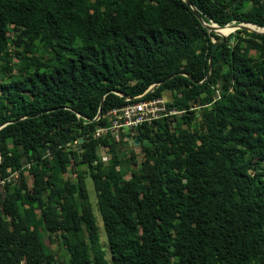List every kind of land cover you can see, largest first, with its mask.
Instances as JSON below:
<instances>
[{"label":"trees","instance_id":"16d2710c","mask_svg":"<svg viewBox=\"0 0 264 264\" xmlns=\"http://www.w3.org/2000/svg\"><path fill=\"white\" fill-rule=\"evenodd\" d=\"M190 1L264 26V0ZM164 89L178 112L118 133L129 166L95 128ZM0 264H264V33L184 0H0Z\"/></svg>","mask_w":264,"mask_h":264},{"label":"built area","instance_id":"2783aa9c","mask_svg":"<svg viewBox=\"0 0 264 264\" xmlns=\"http://www.w3.org/2000/svg\"><path fill=\"white\" fill-rule=\"evenodd\" d=\"M126 99L129 98L126 97ZM165 101L162 96L127 100L120 106L112 107L107 111L108 123L105 126H97L94 134L99 135L109 131L114 138H118L119 131L124 130V128L132 130L144 121L149 123L154 118L178 112L174 106H167Z\"/></svg>","mask_w":264,"mask_h":264},{"label":"rangeland","instance_id":"374dc122","mask_svg":"<svg viewBox=\"0 0 264 264\" xmlns=\"http://www.w3.org/2000/svg\"><path fill=\"white\" fill-rule=\"evenodd\" d=\"M230 23L234 24L235 22L231 21V22H229V24L224 26L225 30H226L224 32V34H227L228 32L235 29L232 25H230ZM240 23L247 24L246 22H242V21H240ZM247 25H248V27H251L250 23ZM231 27H233V28H232V30L229 31V29ZM251 28H253V27H251ZM161 96L163 98H165V100H169L171 98L170 91L167 89H164L162 91ZM125 130H127V129L124 128V131ZM115 139L117 140L116 141L117 142L116 143L117 156L120 158V160H123V159L126 160V162L129 166H137L139 161L142 159V152H141L139 146L137 145V143L132 142L131 139H129L126 136L125 137L123 136V139H124L123 143H121L117 138H115ZM130 150H133L132 156L130 155ZM97 157H98V160L102 164H104V163L109 161L110 153H108V151L106 150L105 147L100 146L97 149ZM132 160H134V162ZM86 184H87V188H88L89 198L92 202H94L95 194H94V190L92 188L91 182L88 179V176L86 177ZM93 211H94V214L96 217V222L98 225L100 240L103 242L104 241V235H103V230H102V226H101V221H100L99 215H98L95 207H93ZM45 242L48 244L50 251L53 252L57 258H61V259L65 258V251H64L63 247L61 246V244L59 243V240L57 239V237H55L54 235H51V236L46 235Z\"/></svg>","mask_w":264,"mask_h":264},{"label":"water","instance_id":"95a60500","mask_svg":"<svg viewBox=\"0 0 264 264\" xmlns=\"http://www.w3.org/2000/svg\"><path fill=\"white\" fill-rule=\"evenodd\" d=\"M184 1H185L186 4L189 6V8L192 10V12L195 14V16L198 18V20L200 21V23H201V24H202L207 30L215 31V32L218 33V34H224V33H222V32H219V31L214 30L213 26H209L208 24H206V21L201 17L200 13L197 11V9L195 8V6L193 5V3H192L190 0H184ZM213 22H214V21H213ZM214 23H215V22H214ZM246 23H247V22H246ZM225 24H229V22H227V23H225ZM225 24H223V25H219V24H216V23H215V25H217V26H219V27H222V26H224ZM250 24H253V23H250ZM230 25H232L234 28H238V27L243 26V27H246L247 29H253V30H255V31H259V32H263V33H264V29L259 30V29H257V28H251V27H248L247 24L240 23V22H237V23H234V24H233V23H230ZM254 25H255V24H254ZM256 26H258V25H256ZM258 27H264V26H258ZM214 43H215V42H214ZM156 84H158V82H154V83L150 84V85L145 89V91L151 89L152 86H153V85H156ZM145 91H144V92H145ZM144 92H143V93H144ZM139 95H141V94H139ZM99 111H100V109L97 110V113L95 114L94 118H96V117L98 116ZM79 140H81V138H79ZM136 141H137V139H135L134 142L136 143Z\"/></svg>","mask_w":264,"mask_h":264},{"label":"bare ground","instance_id":"6f19581e","mask_svg":"<svg viewBox=\"0 0 264 264\" xmlns=\"http://www.w3.org/2000/svg\"><path fill=\"white\" fill-rule=\"evenodd\" d=\"M206 24H208L209 26H213V28H216V29H214V30H216V31H219V32H222V33H224V32L226 31V30H225V27H219V26L215 25V23H214L213 21H211V20H209L208 22H206ZM247 24H249V23H247ZM225 26H226V25H225ZM250 26L253 27V28H257V29H259V30L264 29V27H258V26L254 25V24H250ZM232 28H233V27H231V28L229 29V31L232 30ZM226 29H227V28H226Z\"/></svg>","mask_w":264,"mask_h":264}]
</instances>
